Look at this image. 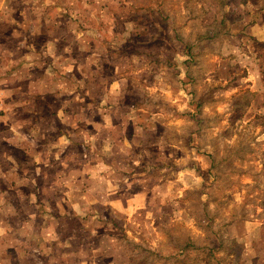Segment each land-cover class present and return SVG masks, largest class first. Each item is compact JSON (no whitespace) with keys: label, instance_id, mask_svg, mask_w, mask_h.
<instances>
[{"label":"rangeland","instance_id":"374dc122","mask_svg":"<svg viewBox=\"0 0 264 264\" xmlns=\"http://www.w3.org/2000/svg\"><path fill=\"white\" fill-rule=\"evenodd\" d=\"M42 17L50 28L32 32ZM41 90L122 104L77 128L81 157L62 162L92 177L57 185L56 166L43 177L45 140L57 137L48 106L69 97ZM23 101L34 108L13 106ZM63 118L67 132L75 119ZM89 183L80 195L104 216L106 240L83 236L71 264H264V0H0V264H39L16 248L44 242L5 235L6 219L33 218L35 193L51 214ZM114 185L143 210L111 212Z\"/></svg>","mask_w":264,"mask_h":264},{"label":"crops","instance_id":"0c3cea01","mask_svg":"<svg viewBox=\"0 0 264 264\" xmlns=\"http://www.w3.org/2000/svg\"><path fill=\"white\" fill-rule=\"evenodd\" d=\"M41 23L42 25H38L40 26V28L37 26L36 29H33L34 27H32V32H34L35 30L37 31L39 30L43 32V28L45 27L48 29L50 28L49 25H47L45 17L41 18ZM44 24H46L47 26L43 27ZM31 54L33 55V53ZM86 61L87 60L84 59L82 63ZM29 66H33V65H29ZM30 68L32 69V67H29L28 69L31 70ZM32 78L33 77L27 78L28 86ZM120 79L121 81L125 80L123 78ZM121 84H123V82H121ZM14 90L17 91L18 89L14 88ZM72 91H76V90L73 89ZM72 91L62 90V91H57V93L48 94L46 93V91L41 90V93L47 95L48 97L49 96L60 97L63 95H67L69 97L68 99H66V102L68 100L69 105L66 104L64 106H60L59 109L56 110L57 111L56 113H55L56 105L51 104L48 106L49 112H52L51 117L53 120H55V124L57 125V129L55 130L57 133V137L54 140L52 139L45 140L46 147L43 148L42 150V156L43 159L45 160V166L47 165L46 167L44 166L46 172L45 173L43 172V177L45 176L47 178L49 176V170L53 166L59 167L58 172L53 176V178L56 180L55 183L57 185L60 184V179L62 178H63L62 181L64 180L68 182V185H71V183L74 184L79 183L78 179H73L78 175L84 174L87 177L93 176L90 171H85L86 168L84 169V171H79L80 172L79 173L77 171H72L74 167L63 165L62 162L66 157H69L70 155L73 157V159L81 157L80 152L74 149V147L80 145V143L77 142L74 137L75 134L77 133V128H84L85 125H87V127L88 125L92 126V124L96 125L97 122L99 121L98 119L93 118L94 113L97 114L98 112H103V115H105L106 117L114 116V114L118 115L117 107L122 106L121 103L117 104V102L114 103L113 101H110L113 100V98L107 97L106 99L102 100L100 96L97 95V93H95L94 91L86 92L81 90L80 94L78 93L79 96L76 98L71 97ZM34 92L40 94V91H32V93L28 89L26 91V93L29 95H32ZM107 94L108 92H105V94L103 95L107 96ZM13 106H19V107L23 106L25 109L34 108V105L31 104L29 101H23V103H16ZM67 115H71V117H73V119L75 120L72 123L73 125L66 123L67 125H70V127L67 132H64L65 130L60 128V126L61 125L63 126V122H64L63 117H66ZM82 115H84V118L82 117ZM63 140L68 142L67 148L65 147L66 148L65 151H64L65 148L62 150H58L57 146H55V143H59ZM70 148H73V150L69 151ZM109 157H108L109 158L108 161H110L112 158L111 156ZM91 166L93 167V165ZM74 172H76L78 175L73 174ZM36 175H34V179H36ZM114 187L115 188L113 191H116L115 194L117 196L114 197L113 200L110 202L111 212L112 211H115L117 213L122 212L124 214H127L128 216L130 214L133 215L136 214L138 211L143 210V207L139 205L137 201L138 195L134 194L131 196H127L124 192H121L119 190L120 188L117 185H114ZM39 188L42 189V187ZM68 188L69 189L71 188L72 191L71 193L70 192L68 193L69 194L68 200L62 204L60 201V199L63 198L62 196L57 202H55L53 204L55 206V210L53 211V213L51 214L45 213L44 203L43 201H40V199L39 200L37 199L36 197L37 195L35 193L34 196H32L34 202L33 207L30 204L32 210L30 209L31 212L30 210H28V212L34 214L33 218L28 216L30 222L24 220L19 227H15L13 223H8L7 222L8 219H6L4 227H6V229L8 230L6 232L8 233H5V235L15 234L16 239L18 241H29L35 239V237H39V239L44 241L42 247L38 248L39 251H35L36 249L34 250L30 245L25 246L23 243L20 245V248H16L18 253H21L24 256L30 255V257L33 256L35 253L41 255L40 256L41 262H39V264H48L49 257H52L51 259H55L57 256L59 258L58 264H71L69 260L71 259L70 257H72L70 256L72 252L74 253L75 251H77L78 256L80 253L81 257L82 254L83 256L85 254L84 252L82 253L80 250L82 248V244L76 242V241H81L83 239V236H84V240H91V238L93 237V238H98L100 242L104 241L103 239L106 237L105 233H101L98 230V226H104L106 224V222L103 221L105 220L104 216L95 215L94 207H93L95 204L92 202L85 203V201L82 200L81 198L82 195L85 196V193L91 192L92 190L91 184L89 183L87 186H82L81 189L79 187H74V186H70ZM34 189L36 191L38 188L34 187ZM118 192L122 193L123 196L120 195ZM71 198H77V199L74 200ZM114 201H116V203H113ZM50 208H52V204H50ZM134 210L136 211V213L133 212ZM6 224H11L10 229L9 227L6 226ZM25 224L29 225L30 228L28 231H26V233H22L21 232L22 227H24ZM53 224H57L56 231H53L49 227L52 226ZM76 224L78 225V227L76 226ZM83 224H89L90 226L88 225L83 226ZM65 225H68L70 227L67 231L65 230V228L62 229L63 227H65ZM82 227H86V228L82 229ZM18 228H20V230H18ZM75 246H77V249H75ZM97 252H98V257L101 256L113 257L115 255V250L109 253L107 251H104L102 253L99 250V248H97ZM3 253L6 256H11L9 255V253L6 252ZM3 253L1 252L2 255ZM61 256H66L68 257V259H61ZM87 256L95 257L94 255H92V252L90 251L88 252ZM12 257L13 255L11 256V258ZM82 258L81 260L76 261L75 258L73 257L72 260L76 261L73 264H88V258L86 262L85 260L83 261ZM54 261L57 262V260ZM108 262H113V259H111ZM9 264H14V263H12L10 260ZM24 264H28V263H24ZM32 264L34 263L32 262Z\"/></svg>","mask_w":264,"mask_h":264}]
</instances>
